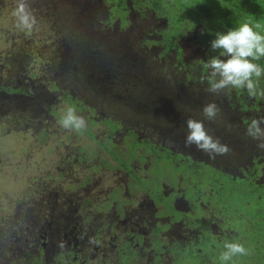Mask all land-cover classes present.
Wrapping results in <instances>:
<instances>
[{
  "label": "flooded vegetation",
  "instance_id": "af4514ba",
  "mask_svg": "<svg viewBox=\"0 0 264 264\" xmlns=\"http://www.w3.org/2000/svg\"><path fill=\"white\" fill-rule=\"evenodd\" d=\"M89 1L27 0L36 20L32 31L11 27L8 34L2 30L10 43V51L0 49V114L7 129L12 118L21 127L32 125L19 120L17 114L10 117L8 110L30 106L35 111L28 104H33L37 95L41 102L37 101L36 107L49 104L51 100L42 101L49 94L63 112L71 100L79 101L81 107L76 112L86 109L87 127L80 133L89 136L91 125L106 128L104 138L93 133V141L77 148L75 160H70L72 151L65 152L52 168L65 179L70 196L58 190L48 194L45 189L37 208L21 211L22 225L19 222L14 230L0 232V264H222L219 256L225 241L244 244L248 254L223 264H264V148L246 135L250 121L264 117V98L250 97L243 89L228 88L218 94L206 90L204 62L219 56L210 42L225 30L219 26L212 29L203 15L194 18L196 27L187 33L189 44H172L169 49L177 52L171 62L177 70L172 82H157L155 88L151 85L154 78L145 77V84L129 95L140 106L158 104L161 113L157 115L166 121L153 123L149 119L152 114H147L144 127L135 126L126 117L132 115L115 111L113 103L123 89L114 88L112 79L121 82L125 75L131 79L137 68L149 72L151 60H131L135 44L144 34L160 37L174 24H168L174 14L164 8L168 18L163 16L161 22L167 27L160 31L156 28L161 17L152 2L137 11L134 6L139 2L125 0L123 12L112 13L114 1L103 0L105 15L99 18L98 28L109 35H132L137 30L129 46L124 41L120 44L118 66L113 62L110 66V61L101 64L103 53L91 41L98 28L97 19L91 25L94 11ZM16 4L17 0H0V14L13 13ZM49 8L61 19L62 27L53 20L49 47L56 46L52 57H45L43 46L49 42L42 28ZM83 26L94 30L86 44ZM200 40L204 44H197ZM87 48L95 50L84 57ZM186 49H190L191 61L184 55ZM255 62L264 68V58ZM34 63L36 68L31 69ZM83 65L97 73L102 70L107 78L89 87L86 80L90 77L81 69ZM258 87L264 89V76ZM154 89L158 92L148 95ZM67 90L69 96L60 97ZM62 103L68 105L62 107ZM208 103L218 107L212 120L202 114ZM44 111L39 119L33 117V127L43 139L53 134L49 126L58 116L50 107ZM49 116L54 121L39 127L37 123ZM189 118L202 121L208 134L227 145L229 152L210 158L195 145L185 146ZM150 124L154 131L147 129ZM105 136L110 138L108 146L104 145ZM32 180L40 184L39 178Z\"/></svg>",
  "mask_w": 264,
  "mask_h": 264
},
{
  "label": "rangeland",
  "instance_id": "374dc122",
  "mask_svg": "<svg viewBox=\"0 0 264 264\" xmlns=\"http://www.w3.org/2000/svg\"><path fill=\"white\" fill-rule=\"evenodd\" d=\"M102 1L103 0H90L88 2V5L94 11L91 25H93L97 19V28L99 27V18H104L105 15V6L102 4ZM105 1L109 2L111 0ZM248 1L252 5L248 6L251 8L254 16L257 15V12L261 7L264 11V0ZM255 3L258 4V10L254 7ZM141 8L142 4H136L134 6V9L137 11ZM189 12L193 15H196V10H190ZM157 14L160 15L161 19L158 20V27L156 29L162 31L167 27H165V25L161 22L162 17H166V15L162 11H158ZM5 15L6 16L3 17L2 14H0V49L6 50L8 49V47H10V43L2 35V30L4 32H6L5 30H7V33L9 34V32H11V27L16 31H19V28H17L16 26V18L11 11L8 10ZM48 17L51 19H48ZM133 19L134 17L131 16L132 24ZM168 19V24L170 26V24H172V18ZM53 20L56 26L62 27L61 19L57 16H54L51 9L49 8V16L45 18L46 24L42 28L43 34L47 42H49V45L48 43H45V45L43 46L45 57H52V55L54 54L53 50L56 46L54 44L53 46L49 47L50 39L53 36ZM194 21L195 19L191 23L184 24L182 27H180L181 29L179 28L180 30L177 34L180 35V45H184V43L189 44L190 34L187 33L190 30L193 31L194 27H196ZM174 26V24L170 26L169 29L161 34L160 37H149L144 34V36L139 39L137 45L135 44L136 47L133 51V57L131 58V60L133 61L134 57H142V60H146L147 62L151 60L150 63H147V65L150 67L149 72H142L141 69L137 68L134 76L131 79H128L127 75L124 76L121 82L112 79L113 82L111 83L114 88L123 89L122 95L116 96L119 99L117 100V102L113 103L115 106H117L115 107V111L121 113L127 112L129 115H132L133 117L128 115H126V117L130 119V121H134L132 124L135 126L144 127V123L148 119V117H145V115L147 114H152L149 119H152L153 123L158 124L159 122L161 123V121L164 122L165 120L161 118V116L157 115L158 113H161L157 110L159 106L158 104L153 103L148 106H140L139 104L134 103L132 100V96L129 95L132 94V91L135 88H140L142 84H145V77L149 80L152 77L154 78V81L151 85H153L155 88L158 87L157 82H172V76H174L173 72H177V70L173 68V64L171 63L173 61V53L176 51H170V48L165 44L168 43L167 40H169V36L172 35ZM83 31L84 33L82 36V40L84 38H87L89 40L94 32L92 26L89 27L88 30H86V28L83 26ZM136 33L137 30H134L132 36ZM88 40L83 41L85 42ZM130 40V35H125L122 33H120L119 35H109L105 30L98 28L91 41L95 44L96 50L99 49L100 52L110 56H119L118 54H120V44H124V42L129 43ZM162 42L165 44H163ZM204 42V40H200L197 42V44H204ZM185 46L188 49V45ZM178 51L180 52L179 49ZM184 55L188 57V61L192 60L190 58V49L187 50V52H184ZM153 62L155 63V65ZM113 63H116V65L118 66L119 61L114 60ZM36 65L37 64L35 63L32 65L30 64V66L32 67L31 69H34V67L36 68ZM110 66L113 65L110 64ZM153 66H155V69L153 68ZM89 69H93L94 72H96L93 67H90ZM114 71H118V68L114 69ZM149 73H151L152 75ZM95 76H99L100 79L105 78V75L97 72ZM86 82L90 84L89 87H92L91 84L96 83L88 78ZM64 86L65 84H63L61 87ZM66 86L69 88V91H74L71 86ZM160 89L165 90L163 87H160ZM156 92H158V90L156 89L149 90L148 95L153 96V94ZM62 93L63 94L60 97L64 98L69 96L68 90ZM128 97H131V99H129ZM80 98H83V94ZM46 99L51 100L49 104L43 103L41 106L36 107L37 101L41 102L40 97L37 95L36 100L33 102V104H28L33 105L35 107V111L32 110L30 106L22 108L20 107L18 109L12 108L11 110H8L10 117H12L13 114H17L19 120H25L28 123L32 124L27 125L26 127L19 126V123L14 121V118H12V120H9L10 123L7 124L9 126V128L7 129L6 125L2 124L3 113L0 114V232L14 230V227L17 226L19 222V225H22L23 220L21 221L19 219L20 217H18L22 216L21 211L28 212V209L30 208H37L38 201L44 194L45 189L47 190L48 194H52L54 192H57L58 190L60 194L68 193V195L70 196L71 192L69 191V189L66 190L64 186L63 180L65 179L59 178L58 172L55 171L56 169H54L53 171L52 168L56 166L57 161H59L61 155H63L65 152L69 153L70 151H72L73 157L70 160H75L77 148L83 147L86 145V143L93 141L94 134L97 136V138H104L103 131L106 126H103L102 124L94 127H92L91 125V130L87 129V134H89V136L84 133L70 131L62 128L58 124V119L61 117V115L64 114L63 109L57 108V105L53 102L54 98L50 94L42 99V101ZM86 101L89 103L88 100ZM86 101L85 105L87 104ZM66 105H68V103H62L60 106L64 107ZM47 107H50L52 110L57 112L58 116L55 119V122L49 126L53 128V134L48 133V136L43 139L41 135L36 133L37 131L33 127V120L34 118L35 120L39 119L42 113H46L44 109H46ZM79 107L81 106H75L76 109H79ZM86 112L87 111L84 108L82 111L78 110L77 114L83 116L85 119ZM47 121L54 120H52V117L49 116L48 118H44L37 124L39 125V127L43 128L44 126H48ZM135 121H137V123ZM147 129L150 132L153 130L151 124L150 126H147ZM109 140L110 138L105 136V146H108ZM53 173L55 174V176L51 178L50 175H52ZM33 178H39L40 184H36V182L32 180ZM44 184H47V186H44ZM246 200L249 201V198H246Z\"/></svg>",
  "mask_w": 264,
  "mask_h": 264
},
{
  "label": "clouds",
  "instance_id": "9594fccd",
  "mask_svg": "<svg viewBox=\"0 0 264 264\" xmlns=\"http://www.w3.org/2000/svg\"><path fill=\"white\" fill-rule=\"evenodd\" d=\"M17 28L30 33L36 24L35 17L28 9L27 0H17L13 11ZM260 24L254 26L248 22L241 23L226 32H217L210 42L214 51H219V56H213L204 62V68L208 70V92L218 94L228 88L246 90L250 97L264 98V89L258 87L259 80L264 76V68L255 61L264 58V34L256 31ZM220 57H225L221 59ZM218 107L215 103L203 106L202 114L208 119L215 118ZM58 124L67 130L82 132L87 127L83 116L78 115L74 107H67L64 114L58 119ZM264 117L253 118L246 127V135L253 140L260 141L258 147L264 148ZM187 133L185 146L195 145L205 152L210 158L215 155H223L229 152L227 145L218 139H213L205 130L200 120H186ZM224 251L220 254L222 262L232 261L235 256H244L248 250L240 242H224Z\"/></svg>",
  "mask_w": 264,
  "mask_h": 264
},
{
  "label": "trees",
  "instance_id": "16d2710c",
  "mask_svg": "<svg viewBox=\"0 0 264 264\" xmlns=\"http://www.w3.org/2000/svg\"><path fill=\"white\" fill-rule=\"evenodd\" d=\"M139 2V4L147 5L149 2H152V6L155 11H162L164 13V8L169 12L173 13L172 23H174V33L173 36H169V40H167V46L169 48L173 45L180 46V43L176 42L179 40L178 34L179 28L182 27L186 23H191L195 17L198 15H203L204 17L208 18V22H210L211 28L216 30V26L221 27L222 32H226L230 28H234L241 23L248 22L253 26L255 24H260V30L264 32V11L262 7L258 10V4H254V7L258 10L257 15L254 16L251 8L248 6H252L248 0H134ZM126 6L125 0H115L114 4L110 7V10L113 12L120 11L123 12L124 7ZM190 10H196V15L190 13ZM168 14V13H167ZM168 18V17H167ZM132 37V35H130ZM83 40H88L84 38ZM86 44V42H84ZM115 43V42H114ZM129 46V43L125 44ZM85 46V45H84ZM89 51L86 52L85 56L93 55L94 48H87ZM120 56V54H118ZM119 56H110L107 54H102L101 64L109 62L111 64L114 60H117ZM87 62V61H86ZM99 65V64H98ZM84 67L81 69L87 73L90 79L99 81L100 77L95 76L96 72L94 70H90L89 66ZM80 67V66H79ZM95 69V68H94ZM96 70V69H95ZM102 71V70H101ZM100 73L102 74L103 72ZM112 70H109L110 73ZM107 78V77H105ZM112 78V77H111ZM110 78V80H111ZM79 101L71 100L69 106H77ZM76 110V108H75Z\"/></svg>",
  "mask_w": 264,
  "mask_h": 264
},
{
  "label": "water",
  "instance_id": "95a60500",
  "mask_svg": "<svg viewBox=\"0 0 264 264\" xmlns=\"http://www.w3.org/2000/svg\"><path fill=\"white\" fill-rule=\"evenodd\" d=\"M90 80H91V79H90ZM91 81L96 82V83H99L98 81H95V80H93V79H92Z\"/></svg>",
  "mask_w": 264,
  "mask_h": 264
}]
</instances>
